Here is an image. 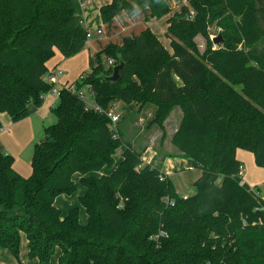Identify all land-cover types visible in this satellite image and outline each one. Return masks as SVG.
I'll return each instance as SVG.
<instances>
[{
    "label": "trees",
    "instance_id": "trees-1",
    "mask_svg": "<svg viewBox=\"0 0 264 264\" xmlns=\"http://www.w3.org/2000/svg\"><path fill=\"white\" fill-rule=\"evenodd\" d=\"M144 9L148 22L167 20L172 52L150 28L110 44L60 90L57 122L35 145L32 175L0 154V251L18 262L25 235L38 264L58 250V264H264V199L243 183L237 158L250 152L264 168V0H189L176 10L166 0H113L100 15L107 24ZM89 32L75 0H0V113L18 123L31 105L42 107L53 88L48 62L56 51L66 59L81 53ZM197 37L206 40L202 53ZM121 62L120 80L107 82ZM85 87L102 113L87 108ZM117 103L136 105V114L153 107L148 128L163 129L180 108L170 142L177 157L199 164L192 195L180 197L160 165L143 161L121 121L113 128L105 113ZM79 185L85 224L79 207L63 218L56 205Z\"/></svg>",
    "mask_w": 264,
    "mask_h": 264
},
{
    "label": "crops",
    "instance_id": "crops-1",
    "mask_svg": "<svg viewBox=\"0 0 264 264\" xmlns=\"http://www.w3.org/2000/svg\"><path fill=\"white\" fill-rule=\"evenodd\" d=\"M112 1L113 0H77V1L75 0V6L77 8V11L83 17L84 25L86 26V28L92 32L93 39L88 41L85 49L81 53L76 55L75 57L66 59L62 56L60 52L56 51L55 56L52 58V60L48 62V68L50 70V73L55 72L57 75V79H58L57 89L58 90H61L64 87H68L74 84L75 83L74 80H77L76 76L79 73L81 68H83L81 70H87L90 67L92 68V66H96L97 65V55L100 52H102L105 48H107L110 44L112 43L121 44L126 37H129V36L136 37L137 35L136 36L132 35L133 33L131 30L135 27H139L140 24H141V27H143V30H145L146 28H151V30L156 34L157 24L152 25L151 24L152 22L147 21L148 18L150 17L149 10L144 11L145 12L144 15L140 18L135 17V16L131 18L125 14H121L116 20L122 22V24L125 23L126 25L124 26V28H121L120 30L114 29L115 31L111 29L110 32L105 30L106 24H103L102 22L101 15H100V9L106 5H109ZM187 3L188 2L186 0H181L177 2L176 5L174 6H171L170 4L168 5L171 8L176 10L180 8L181 5L187 4ZM107 27H111V26H107ZM165 29L167 31L168 26H165ZM97 30H101L102 34L98 35ZM95 36H98V37L102 36L100 41L104 40V42L102 43L100 47L97 46V42L96 43L94 42V40L96 39ZM163 44L165 45V43ZM166 48L171 52L169 47L166 46ZM104 61L106 60L104 59ZM93 102H94V99H93ZM58 105H59V98H57L53 94H48L45 96L44 104L42 107L37 108L31 105L29 107L31 116L18 123H13L11 118L7 114L0 113V121L3 125V130L0 132V154H9L13 156L14 159L20 158L22 153L25 152L27 148L32 146L33 143H35L36 145L37 144L36 140L38 136L40 137L41 134L44 133L45 128L55 124L56 117L52 114V112L55 108L58 107ZM129 108L132 109L129 115L138 111V108L136 107V105H131ZM146 110H148V108H146L144 112L140 114L137 113L136 116L137 117L141 116L143 113H145ZM123 118L124 116L121 115V120ZM145 148L146 149L143 153V161L145 163L150 164L157 157L158 153L155 150H153L150 146H146ZM175 149L176 151L179 152L177 148ZM120 151H123V149H121ZM244 152H245L244 150L237 151V158L240 161L247 158ZM179 153L175 155L167 154L166 156H163L162 161H157V162L155 161L156 162L155 165H160L163 172L169 178L171 176L170 175L171 172L179 174V173L185 172L186 170H190L192 168L194 170H196L197 168L200 169L199 164L193 159H184V158L177 157ZM120 155H121V152H120ZM116 159H117V156H116ZM14 168L16 169L17 172H20L16 166H14ZM257 169L255 168L254 173L256 175L260 174L261 177L264 176V170H262L264 168L258 167ZM104 172L106 173L108 171L105 170ZM23 175L26 176V174H23ZM254 178L255 177H250V178L248 177V181L250 183H248L244 179H243V182L247 184L248 186H251L254 188L255 186H260L261 184H263L259 181H256ZM83 193H84V189L82 188L81 195ZM63 197L64 195L58 197L56 200V205L61 211V216L63 218L66 217L71 209L75 207H79L81 222L85 224L87 222V214H86V217L83 216L85 209L80 207L79 200L77 204H73L67 207L65 213L63 214V211L61 210V205L63 202H60L61 199H63ZM27 252H29V243H28ZM0 253L5 255V253L7 252H5V250H2L0 251ZM2 254H0V263L3 258ZM34 261L38 264L37 260H34Z\"/></svg>",
    "mask_w": 264,
    "mask_h": 264
},
{
    "label": "rangeland",
    "instance_id": "rangeland-1",
    "mask_svg": "<svg viewBox=\"0 0 264 264\" xmlns=\"http://www.w3.org/2000/svg\"><path fill=\"white\" fill-rule=\"evenodd\" d=\"M166 1L171 6H174L176 5L177 2L181 0H166ZM186 1L189 2V0H186ZM146 10L147 9L142 10L135 17H138V18L142 17L145 13L144 11ZM151 22H152L151 23L152 25L157 24L156 34L161 39V41H163V43H165V45L170 48L172 52L171 40L167 35L168 30L166 31L165 29V26H168L167 20L163 18L161 20H158V21L153 20ZM125 25H126L125 23L122 24V22L115 19L106 24L105 30L109 32L111 31V29H113V31H115L114 29L120 30L121 28H124ZM107 26H111V27H107ZM142 30H143V27H141V24H140L139 27H135L131 30L133 33L132 35L136 36L139 33H141ZM220 32H221L220 27L217 24H214L209 29V34L212 40L218 37L220 35ZM101 37L102 36L100 37L95 36L96 39L94 40L95 43L97 42V46L99 47L104 42V40L100 41ZM196 43L198 44L199 50L202 53L203 50H205L206 48V40L203 37H197ZM81 69L76 76L77 80H74L75 82H77L81 76H85L86 73H89L91 71V67L87 70H81ZM82 94L84 96V100L86 104L92 106L94 102H93V96L91 92L89 91V88L85 87L82 90ZM129 107L130 106H127L123 103H117L114 109L118 115L124 116V118L121 120L119 125L121 128V131L123 132L125 136L126 142L131 144L137 151L142 152V153H144L145 151L144 148L146 146H150L153 150H155L158 154H157V157L152 161L153 164H156L157 161H162L163 156H166L167 154L175 155L179 153L178 151H176V149L170 142V138L174 134V131L177 128V125L181 117L180 115L181 110L179 108H177L172 113L171 118L164 123V128L162 129L156 125L151 128H148L149 124H151V122L154 119L153 107H148V110H146L145 113H143L141 116H138V117L136 116V112L129 115V113H131L132 111V109ZM56 122H57V119H56ZM164 135H165V140L163 139ZM44 137H45V131L43 134H41L40 137L38 136L36 140L37 143L41 142L44 139ZM34 149H35V143H33L32 146H30L29 148H27V150L22 153L20 158H15L14 160V166H16L18 170L20 171L18 173L25 178H29L32 175L31 160L33 158ZM120 152L117 154V159H116L117 161L121 160ZM244 153L246 154L247 158L241 160L243 164V179L247 181L248 183H250L248 181V177L249 178L255 177L254 179L256 181L263 183L260 186H255V188L259 192L261 198L264 199V176L261 177L260 174L256 175L254 173L255 168L256 169L258 168L254 155L246 151ZM23 174H26V176H24ZM170 175H171L170 179L175 185L178 195L180 197H184L186 195L189 196L194 193L195 190L193 188V183H195V181H197V179L201 176V170L199 168H197L196 170L192 168L190 170H186L185 172L179 173V174L171 172ZM251 188H254V187H251ZM81 193H82V186L79 185L78 189L76 190L74 194H72L71 196L64 195L63 199H61L60 201V202H63L61 205V210L63 211V214L65 213L67 207L78 203L79 196L81 195ZM83 216L86 217L85 211H84ZM27 251H28V242L26 241V236L23 235L22 243H21L20 262H18L13 257V255L10 252H8V250H5V252H7L5 253V255L0 253L3 255L1 263H4V264H37L34 260H29ZM59 252L60 251L58 250L57 253L54 255V257L51 259L50 264H58Z\"/></svg>",
    "mask_w": 264,
    "mask_h": 264
},
{
    "label": "built area",
    "instance_id": "built-area-1",
    "mask_svg": "<svg viewBox=\"0 0 264 264\" xmlns=\"http://www.w3.org/2000/svg\"><path fill=\"white\" fill-rule=\"evenodd\" d=\"M191 16L192 17L194 16V12H191ZM97 34L98 35H101L102 34V31L101 30H97ZM87 38H88V41H90L91 39H93V34H92L91 31L88 33ZM112 64L113 63L110 62V65H112ZM47 79H48L49 84H51L53 86L52 90L48 94H53L57 98H60V90L57 89L58 79H57L56 73L55 72L50 73V75L48 76ZM82 97L84 98L83 94H82ZM87 108L92 109V110H95V112L102 113V110L98 106H96L95 103L92 106L87 104ZM105 114L111 120L112 126L115 129L116 126H117V124L121 121V116L118 115L115 112L114 109H110ZM186 198L187 197H185V199Z\"/></svg>",
    "mask_w": 264,
    "mask_h": 264
},
{
    "label": "water",
    "instance_id": "water-1",
    "mask_svg": "<svg viewBox=\"0 0 264 264\" xmlns=\"http://www.w3.org/2000/svg\"><path fill=\"white\" fill-rule=\"evenodd\" d=\"M223 42V38L219 35L218 37L213 39V43L215 45H218L219 43ZM125 64L123 62H121L119 65L115 66L112 72V75L109 77H106L105 80L107 82H112V83H116L120 80L121 77V71L124 69ZM175 82L177 83L178 86H182L183 83L175 78Z\"/></svg>",
    "mask_w": 264,
    "mask_h": 264
}]
</instances>
